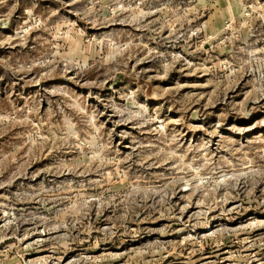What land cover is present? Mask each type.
<instances>
[{
  "label": "rangeland",
  "instance_id": "374dc122",
  "mask_svg": "<svg viewBox=\"0 0 264 264\" xmlns=\"http://www.w3.org/2000/svg\"><path fill=\"white\" fill-rule=\"evenodd\" d=\"M0 264H264V0H0Z\"/></svg>",
  "mask_w": 264,
  "mask_h": 264
}]
</instances>
